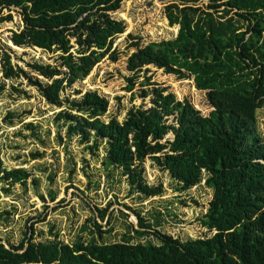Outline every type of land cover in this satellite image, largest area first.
Segmentation results:
<instances>
[{
    "label": "trees",
    "instance_id": "trees-1",
    "mask_svg": "<svg viewBox=\"0 0 264 264\" xmlns=\"http://www.w3.org/2000/svg\"><path fill=\"white\" fill-rule=\"evenodd\" d=\"M120 3L0 0V21L12 18L10 13L2 16L4 8L21 9L23 27L10 34L13 44L54 51L59 60L57 64L28 61L32 74L13 64L4 50L0 57L3 77H25L56 107L65 101V108L52 117L59 142V130L64 127L65 137L84 142L90 152L103 147V162L125 174L130 191L144 199L163 192L160 184L146 183L141 162L147 155L167 171L176 191L193 188L204 179L212 199L199 220L214 232L180 240L158 230L157 223L145 221L136 211L139 228L125 232L120 241H105L102 232L109 233L112 227L101 230L96 221L89 232H96L98 240L79 236L64 242L52 228L54 238L45 240L34 241L25 233L18 244L6 246L0 239V264H264V139L256 120V109L264 104V0H208L204 6L171 2L164 9L169 23L178 25L176 35L130 44L135 50L127 58V69L134 74L127 78L128 89L148 64L179 78L193 74L212 107L208 115L188 99L177 100L171 91L159 87L139 91L141 98L149 96L148 107L130 106L121 121L111 116L104 122L101 116L109 102L96 91L63 99L59 91L88 76L104 57L118 59L113 43L124 32L125 23L110 12ZM19 115L8 110L3 119L12 123ZM25 127L43 142L38 124L27 122ZM168 133L171 138L163 139ZM31 155L36 158L40 153ZM30 174L24 167L7 169L0 157L4 192L15 183L25 188ZM31 184L37 187V176L31 177ZM49 194L54 200L52 190ZM106 211L98 209L102 220ZM146 234L157 241H132Z\"/></svg>",
    "mask_w": 264,
    "mask_h": 264
},
{
    "label": "rangeland",
    "instance_id": "rangeland-1",
    "mask_svg": "<svg viewBox=\"0 0 264 264\" xmlns=\"http://www.w3.org/2000/svg\"><path fill=\"white\" fill-rule=\"evenodd\" d=\"M171 2L179 6H204L208 0H121L120 7L110 12L111 16L123 19L125 23L124 32L118 34L113 43L118 50V59L111 61L104 57L88 76L62 88L60 98L78 97L84 92L96 91L109 102L101 120L106 122L111 116H117L121 121L130 106L150 105L149 96H139L141 89L151 91L162 87L164 92L171 91L177 100L188 99L202 114L208 115L212 107L206 98V91L197 88L193 74L189 78H179L163 68L148 64L137 73L131 89L127 88V78L134 74L127 69V58L135 50L131 42L144 45L176 35L178 25L169 23L164 9ZM8 13L12 18L0 21V57L4 50L7 51L13 64L32 74L26 64L28 61L37 59L57 64L59 60L54 51L35 45L13 44L10 34L23 27L21 9L11 7V10H2V16ZM129 34L136 38H131ZM0 85V157L3 166L7 169L24 167L31 172L25 188L15 183L6 193L0 181V239L6 245L18 244L25 233L32 235L34 241L54 238L51 228L53 232H58L56 238L64 242L71 243L79 236L84 239L94 236L98 240L96 232H89L94 229L93 221L98 222L104 231L112 227L109 233L102 232L105 241H120L125 232L133 233L132 228H139L136 211L145 221L157 223L158 230L180 240L213 234L214 231L202 226L199 220L212 199V190L205 185L204 179L193 188L176 191V183L167 171L161 170L147 155L141 162L146 183L160 184L163 192L160 196L144 199L137 192L130 191L125 174L103 162V147L90 152L84 142L75 137H65L64 127L59 130V142L52 117L60 108H65V101L56 107L47 103L25 77L4 78L1 59ZM12 85L25 90V93L14 91ZM76 90L79 93H75ZM8 110L20 114L13 118L12 123L3 119ZM256 120L264 139V104L256 109ZM27 122L39 125L42 143L25 127ZM166 138L170 139L171 134L163 139ZM35 151L40 156L33 158L31 153ZM32 176L38 177L37 187L31 184ZM49 190L54 193V200H51ZM102 208L107 209L103 220L98 213V209ZM148 238L157 241L149 234L135 236L132 241Z\"/></svg>",
    "mask_w": 264,
    "mask_h": 264
},
{
    "label": "water",
    "instance_id": "water-1",
    "mask_svg": "<svg viewBox=\"0 0 264 264\" xmlns=\"http://www.w3.org/2000/svg\"><path fill=\"white\" fill-rule=\"evenodd\" d=\"M36 46V45H35ZM38 47V46H37ZM7 246V245H6Z\"/></svg>",
    "mask_w": 264,
    "mask_h": 264
}]
</instances>
